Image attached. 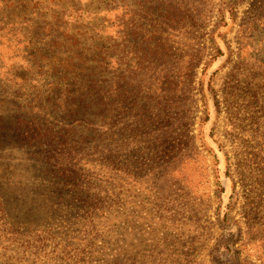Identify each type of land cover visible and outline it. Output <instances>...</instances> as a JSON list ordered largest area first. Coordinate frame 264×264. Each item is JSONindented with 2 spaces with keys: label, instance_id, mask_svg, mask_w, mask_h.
Returning <instances> with one entry per match:
<instances>
[{
  "label": "rangeland",
  "instance_id": "obj_1",
  "mask_svg": "<svg viewBox=\"0 0 264 264\" xmlns=\"http://www.w3.org/2000/svg\"><path fill=\"white\" fill-rule=\"evenodd\" d=\"M151 1L160 50L110 49L127 70L115 156L59 108L38 113L54 132L36 143L10 129L49 81L8 77L36 20L0 15V264H264V0H156L172 8L156 24Z\"/></svg>",
  "mask_w": 264,
  "mask_h": 264
},
{
  "label": "trees",
  "instance_id": "obj_2",
  "mask_svg": "<svg viewBox=\"0 0 264 264\" xmlns=\"http://www.w3.org/2000/svg\"><path fill=\"white\" fill-rule=\"evenodd\" d=\"M155 1H151L145 16L156 24V18L169 17L161 14L172 8H159ZM139 3V0H133L129 10L125 6L126 0H0V15L3 17L11 15L19 6L20 18L26 14L33 15L36 21L41 19L36 23L33 21L27 33L28 41L24 46L29 51L24 65L28 68L12 72L8 77L33 83L31 78L46 68L49 81L46 83L49 86L46 98L43 100L36 96L35 100L40 102L26 110L29 114L14 120L10 129L13 128L21 139L30 143H36L43 136H51L53 126L44 124L41 121L44 115L38 113L49 112L55 107L67 116L73 114L89 122V131L102 144L101 147L96 146L97 155L122 154L125 145L120 137L124 128L117 127L114 118L119 119L124 114L123 106L128 99L124 75L126 61L120 56L114 67L110 49L118 53L125 51L131 40L133 50L137 52L139 48V51L153 56L161 46L155 35L163 24L158 22L160 25H155V31L145 32L140 22L144 12ZM30 20L27 17L23 19L25 26H29ZM128 21L131 31L128 30ZM16 30L22 32L21 28ZM142 34L149 35L152 42L143 49L138 44ZM39 45L43 46V51L37 50ZM134 70L140 72V66H135ZM45 103L48 106L44 107ZM110 133L118 135V141L108 143ZM63 174L71 177L68 171Z\"/></svg>",
  "mask_w": 264,
  "mask_h": 264
}]
</instances>
